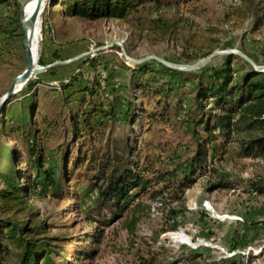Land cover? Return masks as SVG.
<instances>
[{
    "label": "trees",
    "instance_id": "obj_1",
    "mask_svg": "<svg viewBox=\"0 0 264 264\" xmlns=\"http://www.w3.org/2000/svg\"><path fill=\"white\" fill-rule=\"evenodd\" d=\"M3 2L0 0V4ZM171 2L50 0L49 6L61 7L52 12L54 15L98 21L124 20L141 8L158 9L171 6ZM50 10L45 8V12ZM6 21L5 27H0V37L18 43V37L22 36L19 12ZM66 48L71 49L70 55L86 52L83 40L72 41L62 49H52L51 59L64 60ZM101 53L97 58L82 57L76 63L78 72L59 80L57 91L53 92L57 94L60 110L53 117L45 111L38 116L44 110L39 97V87L45 83L42 77L30 80L0 111L2 137L9 139L17 134L25 146L21 152L0 145V264H75L68 263V254H61L55 237L45 235L44 223L41 220L35 223L37 213L30 201L43 189H52L54 196L71 195L64 185H68V179L77 170L78 179L86 177L88 184L83 186L86 190L79 189L74 196L78 205L84 197L89 199L85 221L92 230L88 239L94 240L115 223L125 224L132 233L142 219L141 212L149 210L143 196L149 200L164 197L168 192L172 202L180 201L195 178L211 173L208 181L211 190L228 187L226 175L218 168L227 156L259 159L264 165L262 70L236 55L228 56L219 67L198 71L172 68L156 61L135 67L122 64L120 69L130 73L129 79L116 88L110 62ZM44 57L38 61L42 66L47 65ZM85 66L95 70L102 67L109 76L103 83L97 78L91 84L84 83L81 68ZM48 70L56 73L54 68ZM178 124L193 146L187 147L188 155L184 157L172 151L170 161L164 162L165 168L159 169L154 157H142L138 145L145 148L147 141L136 137L135 129L142 132L153 125ZM116 126L125 129L121 138L114 137ZM59 130L70 141L51 149L45 141L51 140ZM77 142L80 143L74 153L71 143ZM161 161L162 157L159 165H164ZM84 167L87 176L82 174ZM252 183L262 191L264 174ZM82 185L80 182L78 186ZM84 253L78 258H92V253ZM240 258L222 264H235ZM181 263L217 264L205 262L195 252L187 253ZM141 264H153V260H143Z\"/></svg>",
    "mask_w": 264,
    "mask_h": 264
},
{
    "label": "rangeland",
    "instance_id": "obj_2",
    "mask_svg": "<svg viewBox=\"0 0 264 264\" xmlns=\"http://www.w3.org/2000/svg\"><path fill=\"white\" fill-rule=\"evenodd\" d=\"M25 2L4 0L0 4V27H5L14 12L21 16ZM47 7L51 8L49 12H45ZM55 10L61 7L53 9L48 1L40 15L38 61L45 56L47 65L39 62L38 65L54 68L56 73L47 68L31 78L42 77L45 81L39 87L44 110L39 111L38 116L44 111L49 112L50 117L56 115L60 109L53 91H57L59 80L77 73L76 63L82 57L97 58L101 52L110 62L116 88L129 79L130 73L120 69L123 65L135 67L145 62L156 61L172 68L199 64L198 68L187 70L198 71L219 67L228 56L236 55L255 69L264 70V0H172L171 6L158 9L147 6L124 20L69 19L54 15ZM18 40L17 43L0 37V102L15 78L27 67L23 34ZM79 40L85 44L84 54L70 55L71 49L66 48L64 60L51 59L52 49H62L69 42ZM73 59L76 60L70 62ZM81 71L82 82L87 84L96 78L103 83L109 76L102 67L95 70L85 66ZM1 123L0 118V145L24 151L19 135L14 134L9 139L2 137ZM180 126L153 125L142 132L136 128V137L147 141L145 148L138 145L142 157H154L158 162L156 166L164 169L172 151L176 150L182 157L188 155L187 147L193 144L188 134L178 128ZM124 134L125 129L116 126L114 137L121 138ZM67 141H70L69 136L59 130L45 144L57 149L60 144H68ZM78 143H71L74 153ZM161 157L164 165H159ZM218 168L226 175V188L211 190L208 185L211 173L195 178L180 201L172 202L168 192L164 197L149 200L143 196L149 210L141 212L142 219L132 233L125 224L115 223L105 228L102 237L88 239L92 230L85 221V206L89 199L84 197L78 208L74 196L79 189L86 190L83 186L88 183L86 177L78 179V170L68 179V185H64L71 195L54 196L52 189H43L30 204L37 213L35 223L40 220L44 223L45 235L55 237L61 254H68V263L141 264L143 260H153V264H184L182 258L195 252L209 263L222 264L240 256L235 264H264V189L258 191L252 183L264 174V165L259 159L233 154ZM82 172L87 176L85 167ZM80 182L83 185L79 187ZM84 252L92 253V258L79 259Z\"/></svg>",
    "mask_w": 264,
    "mask_h": 264
},
{
    "label": "water",
    "instance_id": "obj_3",
    "mask_svg": "<svg viewBox=\"0 0 264 264\" xmlns=\"http://www.w3.org/2000/svg\"><path fill=\"white\" fill-rule=\"evenodd\" d=\"M29 1L30 0H26L25 4L23 5L21 16H20L21 26H22V34H23V44H24V47L26 50V57H27V67L21 74H19L15 78L10 90L2 98V100L0 102V110L4 106H6L8 101L13 96L17 95L18 93H20L22 91V87L24 88L33 76H35V75L39 74L40 72L45 71L47 68H49V67H41L33 61L32 46H33V42H34V36L36 33L37 25H38V22L40 20V15H41L46 3L50 0H36V5L34 8L33 15L24 21L23 20L24 7ZM40 24H41V22H40ZM82 56H80V57H82ZM78 58L79 57H77L76 59H78ZM76 59L70 60V62L74 61ZM248 61L251 62L250 60H248ZM198 66H199V64H196L194 66H186L184 68H178V69L193 70L194 68H198ZM262 71L264 72V70H262Z\"/></svg>",
    "mask_w": 264,
    "mask_h": 264
},
{
    "label": "bare ground",
    "instance_id": "obj_4",
    "mask_svg": "<svg viewBox=\"0 0 264 264\" xmlns=\"http://www.w3.org/2000/svg\"><path fill=\"white\" fill-rule=\"evenodd\" d=\"M36 5V0H30L24 7V16H23V20H27L29 17H31L33 15L34 12V8ZM40 36H41V24H40V20L38 22L37 25V29H36V33L34 36V42H33V46H32V53H33V61L38 65V42L40 40ZM23 90V87H22Z\"/></svg>",
    "mask_w": 264,
    "mask_h": 264
},
{
    "label": "crops",
    "instance_id": "obj_5",
    "mask_svg": "<svg viewBox=\"0 0 264 264\" xmlns=\"http://www.w3.org/2000/svg\"><path fill=\"white\" fill-rule=\"evenodd\" d=\"M5 39V38H4Z\"/></svg>",
    "mask_w": 264,
    "mask_h": 264
}]
</instances>
